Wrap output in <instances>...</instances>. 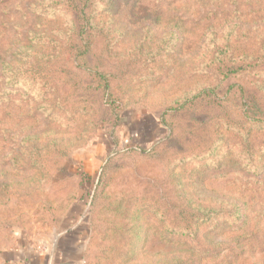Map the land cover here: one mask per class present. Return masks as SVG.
I'll return each mask as SVG.
<instances>
[{"label":"rangeland","instance_id":"rangeland-1","mask_svg":"<svg viewBox=\"0 0 264 264\" xmlns=\"http://www.w3.org/2000/svg\"><path fill=\"white\" fill-rule=\"evenodd\" d=\"M48 1L0 0V264L17 240L51 242L78 224L82 264H264V127L239 123L242 98L225 94L237 78L219 86L204 68L223 41H264V0H115L109 11L98 0L79 70L64 48L79 43L74 21ZM27 59L44 74L47 63L102 75L41 86L42 102L10 82ZM209 85L217 108L194 98ZM162 115L171 148L123 150L166 139ZM185 205L219 215L186 231L174 214Z\"/></svg>","mask_w":264,"mask_h":264},{"label":"trees","instance_id":"trees-1","mask_svg":"<svg viewBox=\"0 0 264 264\" xmlns=\"http://www.w3.org/2000/svg\"><path fill=\"white\" fill-rule=\"evenodd\" d=\"M103 1L105 2V9L107 11H109L113 2H115V0ZM97 2L98 0H54V3L48 1V5L51 6L50 9L54 8L57 12L63 10L66 13H69V16H71L74 21V34L76 37H80L79 43L73 42V44L72 41H69L71 45L67 43V45H69H65L64 48L67 52L66 54L73 63V67L78 70L81 63L86 64V58L92 50L88 43H83L81 36L93 37V29L98 20L96 6L99 3ZM62 48L63 46L59 47V49ZM27 62L31 65L32 69H20L13 75L10 82L16 81L17 83H27L30 90H32L42 102L48 101V95L44 92L41 86L50 91L54 90L57 86L62 85L67 86V88H72L69 81L73 78L77 79L80 86H82V84L89 78H91L93 82L99 81L102 75V72H93L88 69L85 71L86 78L81 80L66 68H55L51 71L47 63H45V72L47 74H44L43 70L38 67V65L41 64L39 60L27 59ZM204 68H207L210 76L217 79L219 86L225 81L237 78V82L229 84L225 94L234 91L242 98V108L239 112V123L243 125L246 131H248L249 126H254L255 124L257 127H264V89L262 88L264 82L262 81V78L264 77V41L258 43L253 50L249 51L233 48L229 41H223L222 44L215 49L214 54ZM56 79L58 84H54V80ZM218 85H209L205 90L195 95L194 98L203 95H210L217 108V101H219ZM93 91L98 93V88L93 89ZM89 96L90 98H88V100H92V98L95 97L94 94ZM215 114L217 115V111ZM159 124L164 129L165 133H168L166 139L155 143L149 149L142 147H123V150L147 153L157 148L159 149V147L171 148V146L177 142L174 127H170L166 120V115L160 117ZM191 207L194 209L189 211L185 209L174 210L176 218L179 217L182 222L186 221L180 229L187 231L190 227V223L187 220L191 218L198 223H205L219 215L214 212L203 211L199 207L185 205V208L187 209ZM229 216L232 215L226 214V217ZM176 222L178 221L176 220ZM187 234H189V232H187Z\"/></svg>","mask_w":264,"mask_h":264},{"label":"crops","instance_id":"crops-1","mask_svg":"<svg viewBox=\"0 0 264 264\" xmlns=\"http://www.w3.org/2000/svg\"><path fill=\"white\" fill-rule=\"evenodd\" d=\"M82 227L67 226L58 232L51 242L45 241L32 246L17 240L6 253V264H82L84 250Z\"/></svg>","mask_w":264,"mask_h":264}]
</instances>
